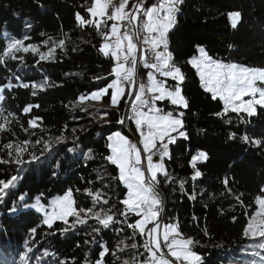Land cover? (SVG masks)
Segmentation results:
<instances>
[{"label": "trees", "instance_id": "16d2710c", "mask_svg": "<svg viewBox=\"0 0 264 264\" xmlns=\"http://www.w3.org/2000/svg\"><path fill=\"white\" fill-rule=\"evenodd\" d=\"M91 3L92 0H0V52L12 39L24 40L25 45H37L41 52H47L53 41L65 40V49L57 48L54 61L37 63L38 55L21 52L17 55L23 56V62L7 60L0 64V86L15 85L5 88V99L0 102V111L11 121L10 130L0 132V159H11L7 154L9 150L3 147L5 144L16 145L26 140L33 143L27 145L22 158L30 160V153L40 157L24 165L0 164V179L18 177L15 186L5 190L7 195L0 202V264H55V261L95 264L105 247L109 252L103 256L104 264L131 262L134 256L138 261L144 258L140 255L144 252L142 247L117 252L119 259L112 255L120 240L128 244L143 243L139 236L128 239L132 230L124 224L103 229L89 219L87 224L62 233L59 229L66 227L62 222H55L53 229H49L42 223V213L24 207L39 198L48 210L52 199L71 190L78 208L107 210L114 205L113 211L117 213L123 208L119 201L126 198L127 189L115 179L116 166L104 157L111 154L106 145L112 132L129 135L125 123H117L119 118L125 117V100L120 101L119 108L111 105L108 95L101 101L88 100L76 108L70 104L114 78L94 79L108 76L114 62L99 53L103 40L95 28L79 26L75 19L76 13L91 19L86 10ZM151 4L156 3L149 2L147 6ZM232 11L241 13V21L235 29L227 16ZM197 45L223 62L264 67V0H185L181 6L177 23L169 32V51L186 77L181 87L189 107L181 111L188 139L178 138L171 144L170 156L164 160L168 177L158 176L165 201L163 224L178 223L185 237L198 242L193 249L202 264H256L264 251L259 249L260 255L252 257L251 240L244 238L242 231L256 209L254 198L264 195L261 193L264 147L244 143L241 138L264 140V109L258 106L257 115L247 118L248 123H241L231 112L223 119L216 116L215 113L222 111L223 103L211 99V94L200 86L195 69L186 63L198 54ZM148 69L142 64V79ZM45 79L57 86L45 91L37 89L36 95H32L31 87L19 86L21 83L39 84ZM28 105L39 107L24 113ZM160 105L165 110L175 109L168 103ZM35 117L40 118L37 121L40 127L31 129L28 121ZM225 119H230L231 123L226 124ZM131 124L136 127L134 121ZM230 133H235V138L230 139ZM60 136L66 138L64 142L55 143V138ZM50 138L52 151L41 155L44 142ZM38 139L41 143L34 144ZM68 148L74 151L68 152ZM89 149L93 150V158L86 160ZM200 152L206 153L208 159L197 161L202 175L192 180L191 161ZM12 156H15L14 151ZM225 179L229 182L227 188L223 183ZM86 190L100 191L108 204L94 205ZM241 193L244 206L234 198ZM14 206L15 212L11 211ZM136 219L129 215V222ZM73 220L69 217V223ZM34 227L36 234L30 231ZM93 228L101 230L93 232ZM52 232L55 234L48 235ZM94 238L97 243L92 242ZM85 240L89 243L85 244ZM45 251L55 256L45 257ZM25 256L26 259H21Z\"/></svg>", "mask_w": 264, "mask_h": 264}, {"label": "snow or ice", "instance_id": "6c2138e0", "mask_svg": "<svg viewBox=\"0 0 264 264\" xmlns=\"http://www.w3.org/2000/svg\"><path fill=\"white\" fill-rule=\"evenodd\" d=\"M184 2L185 0H158L157 4L148 7L145 0H137L129 9V0H120L118 5L114 3V0H92L86 9L90 13L91 19H85L79 13L75 15L79 26L90 25L95 28L103 40L98 49L99 53L114 62L110 66L108 76H98L94 79L104 81H108V77H114V79L97 91L91 92L90 95L80 96L76 103L70 102L71 106L73 108L80 107L88 100L100 101L105 95L110 96L111 105L117 108H119L121 100H125L126 105L130 100V115L126 118H119L117 123L124 124L125 119L134 121L136 131L140 134L139 143L143 146V153L146 154L147 165L145 168L142 165L141 149L138 148L137 143L131 142L120 131H114L107 137L109 143L106 146L111 150V154L105 156L104 159L116 166L118 176L115 179H118L127 189L126 198L119 201L123 208L118 213L113 211L114 205L107 210L78 208L71 190L53 201L50 210L45 209L39 198L34 204L24 205L26 208H34L36 212L43 213L42 223L49 229H53L55 222H62L66 225V227L59 229L62 233L75 229L77 225L87 224L89 219L94 220L103 229L118 224L126 225L128 229L132 230V236L128 239L134 240L136 236H139L143 238V243L128 244L124 240H120L116 252H112V255L116 257L117 252H123L126 248L138 249L142 247L144 252L140 255L144 258L138 261L134 256L131 262L124 260L122 264H202L201 257L192 249V246L198 242L193 238L185 237L178 223H161L164 206L163 199L157 190L160 183L157 174L160 173L165 178L168 177L163 161L165 157L170 156L169 145L176 143L178 137L188 139V134L184 131V112L175 109L165 111L157 106V102L167 100L171 105L176 106V109L189 107L181 88L186 77L169 51V32L175 27L177 14ZM227 16L231 22V27L237 28L241 21V13L232 11ZM228 47L231 48L232 45ZM57 48L64 50L65 40L62 39L58 43L53 41L52 47H49L47 52H41L37 45H25L24 40L12 39L0 52V64H5L7 60L23 62V56L17 55L21 52L31 53L34 56L38 55L37 63L54 61ZM197 52L199 55H193L186 63L195 69V74L200 80V86L205 92L211 94V99L213 101L219 99L223 103L222 111L215 113L216 116L223 119L231 112L236 114L241 123H248L247 118L257 115L258 106L264 109V67L247 66L214 59L204 47L199 45H197ZM138 64H143L145 68L151 69L147 73V82L139 80ZM157 74L165 79H157ZM169 78L175 83L169 84ZM14 86L11 84L0 86V102L5 99L3 95L5 88ZM19 86L25 89L31 87L32 95H36L35 90L37 89L45 91L47 88L57 85L49 84L48 80L45 79L39 84L21 83ZM33 107H39V105L24 107V113L30 112ZM241 113H244L245 116L242 117ZM9 115L12 114L9 113ZM38 120H40L39 117L30 119L28 127L31 129L40 127L37 124ZM0 121H2L0 122V132L9 131L8 126L11 121L4 116L2 111H0ZM224 122L228 124L231 123V120L225 119ZM25 130L27 131V129ZM235 136V133L229 134L230 139L235 138ZM65 139L64 136L56 137L55 143H63ZM241 139L244 143L264 147V140L252 139L249 136H243ZM30 143L33 142L26 140L16 145L11 142L5 144L3 147L9 150L7 154L11 159H0V164L14 162L17 165H24L38 160L40 157L35 153L29 154L30 160L22 158L23 152ZM40 143L41 140L39 139L34 142V144ZM52 144L51 138L44 142L41 155H44L45 151L51 152ZM13 151L15 152L14 157L12 156ZM67 151L73 152L74 149L68 148ZM92 152V149L88 150L85 155L86 160L93 158ZM155 155H159V162H153ZM207 159L208 156L204 152L193 157L191 161L192 180H196L202 175L201 171L197 169V161H206ZM17 179V176H12L10 179H0V202H3L4 196L7 195L5 190L14 187V182ZM223 183L227 188L228 180L225 179ZM180 189L183 191V182L180 183ZM86 192L92 198L94 205L101 202L108 204L109 202L108 199L103 198L104 194L98 190H86ZM261 193H264V188L261 189ZM229 194L231 193L229 192ZM242 195L243 193L234 198L241 206H244L241 200ZM189 198L195 199L194 196ZM20 200L23 201L24 197H20ZM254 203L256 209L249 215L242 235L248 240L256 241L254 248L264 251V195H257L254 198ZM11 211L15 212L17 208L14 206ZM130 214L138 219L129 222ZM69 217L74 218L72 223H69ZM119 217H123V220ZM101 228H93L92 231L99 232ZM30 231L36 234L37 228L34 227ZM51 234H55V232L48 233V235ZM205 234H207L206 230ZM92 242L97 243L95 238ZM87 243L89 241L85 240V244ZM101 247L103 246L101 245ZM28 251H31V248ZM108 252L109 249L105 247L101 253V259L96 260L95 264H104L103 256ZM252 254L254 256L260 255L256 251H253ZM43 255L45 257L55 256L54 253L48 251H45ZM26 258L25 256L21 259ZM116 258L119 259V257ZM55 264H65V262L55 261ZM258 264H264V256H260Z\"/></svg>", "mask_w": 264, "mask_h": 264}, {"label": "rangeland", "instance_id": "374dc122", "mask_svg": "<svg viewBox=\"0 0 264 264\" xmlns=\"http://www.w3.org/2000/svg\"><path fill=\"white\" fill-rule=\"evenodd\" d=\"M137 2V0H129V5H128V8L129 9H131L132 8V5H134L135 3ZM114 3L115 4H119L120 3V0H114ZM153 5V4H152ZM152 5H150V6H152ZM150 6H148V7H150ZM199 55V53L197 54V56ZM149 71H151V69H148V71H147V73L149 72ZM147 73H145V75H143V79L141 78L140 80L141 81H143V82H147ZM114 79V78H113ZM157 79H165V78H163V77H160L158 74H157ZM168 83L169 84H174L175 82L174 81H171L170 80V78L168 79ZM182 88V87H181ZM182 94H183V92H182ZM245 99H248V97H245ZM101 100H102V98H101ZM100 100V101H101ZM90 101H93V100H90ZM161 103H168L169 105H171V103L169 102V101H167V100H165V101H162V102H157V106L158 107H160V108H163L164 110H165V107L164 106H161L160 104ZM172 107H174L175 108V110L176 111H181V109H183V108H178V109H176V106H173V105H171ZM165 111H173V110H165ZM132 121V120H131ZM133 122V121H132ZM121 132V131H120ZM122 133V132H121ZM123 135H125L124 133H122ZM175 135V134H174ZM126 136V138H128V136L127 135H125ZM178 138H182V137H178ZM177 138V139H178ZM139 140H140V134H139ZM141 146V147H140ZM140 146H139V148L141 149V157H142V154H143V151H142V149H143V146L140 144ZM170 146H171V144L169 145V150H170ZM155 151V150H154ZM166 158V157H165ZM165 158H164V160H165ZM159 160H160V157H159V155H155V156H153V162L154 163H156V162H159ZM142 162H143V157H142ZM146 163H147V161H146ZM163 163H164V161H163ZM160 175H162V174H160V173H158L157 174V176H160ZM164 176V175H163ZM125 187V186H124ZM59 197H62V196H59ZM59 197H56V198H54V199H52L51 200V202H50V205H49V207H48V210H50V206H51V204H52V202L53 201H55L57 198H59ZM42 204V203H41ZM43 205V204H42ZM44 207H45V209H47L46 208V205H44ZM43 214V213H42ZM256 244V241H252L251 240V242H250V246H254ZM192 249H193V246H192ZM259 249H257V248H254L253 247V251H258ZM193 251H194V249H193ZM253 251L251 252V256L252 257H255L252 253H253ZM195 252V251H194ZM199 255V254H198ZM261 256H264V255H261ZM260 260V259H259ZM258 260V261H259ZM258 261H256L255 263L256 264H258Z\"/></svg>", "mask_w": 264, "mask_h": 264}, {"label": "bare ground", "instance_id": "6f19581e", "mask_svg": "<svg viewBox=\"0 0 264 264\" xmlns=\"http://www.w3.org/2000/svg\"><path fill=\"white\" fill-rule=\"evenodd\" d=\"M149 2H155L156 4L158 3V0H145V4H146V6L148 5V3ZM152 5V4H151ZM142 46V45H141ZM143 47V46H142ZM141 67H142V64H138L137 65V74H138V78H139V80L141 79V76H140V69H141ZM141 81V80H140ZM131 104V101L129 100L128 102H127V105L125 106V109H124V115H125V118L128 116V107H129V105ZM130 124H131V120H130ZM125 126H126V128H127V130H128V132H129V135H128V139L130 140V141H137V144H139V146H140V143H139V132L138 131H136V127L134 128L133 127V129L130 131L129 129H128V125L127 124H124ZM141 147V146H140ZM144 154V153H143ZM158 192H159V194H160V196H161V198L163 199V206H164V212H165V201H164V197H163V193H162V190H161V188H160V186L158 185ZM164 212L161 214V221H163V215H164Z\"/></svg>", "mask_w": 264, "mask_h": 264}, {"label": "built area", "instance_id": "2783aa9c", "mask_svg": "<svg viewBox=\"0 0 264 264\" xmlns=\"http://www.w3.org/2000/svg\"><path fill=\"white\" fill-rule=\"evenodd\" d=\"M141 47H142V46H141ZM128 115H130V105H129V107H128ZM125 124L128 125V129H129L130 131L133 129V124H130V120L125 119ZM131 142H133V143H137V141H133V140H132ZM137 146H138V148H139V144H137ZM142 157H143L142 165H143V167L146 168V165H147V163H146V154H142ZM161 223L163 224V221H161Z\"/></svg>", "mask_w": 264, "mask_h": 264}]
</instances>
